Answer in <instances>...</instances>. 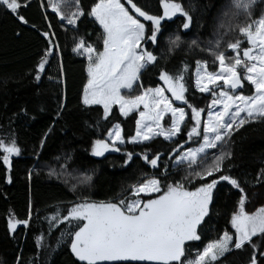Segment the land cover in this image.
<instances>
[{
	"label": "snow or ice",
	"instance_id": "snow-or-ice-1",
	"mask_svg": "<svg viewBox=\"0 0 264 264\" xmlns=\"http://www.w3.org/2000/svg\"><path fill=\"white\" fill-rule=\"evenodd\" d=\"M31 3L32 0H0V6L24 25L29 21L22 10ZM159 4L162 14H153L147 5H139L134 0H125V3L96 0L87 11L81 0H39L47 21V30L40 35L47 46L29 73L32 79L37 84L45 77L58 85L66 82L60 36L51 22L55 18L61 32L73 33L71 51L86 59L87 82L81 104L85 108L102 106L100 119L104 121L109 120L114 105L118 106L121 117L138 113L133 135L125 137L121 124L113 123L103 139L91 142L90 156L103 158L110 151L121 153L128 144L143 145L157 138L175 142L184 136L163 152L153 153L146 148L143 153H135L124 149V166L136 157L158 174L141 178L116 197L94 201L80 195L62 207L57 205L45 217L49 238L54 230H60L53 250L67 246L84 264H227L226 257L231 252L248 246L251 255L247 264H264V251L253 243L254 237L264 239V203L254 211L246 210L248 204L264 201V168L257 171L253 181L232 176L233 152L229 147L244 127L264 124V12L254 15L256 5L264 4V0H224L212 38L207 40L200 35L185 39L194 29L206 30L195 15L194 4L187 8L180 0H159ZM70 6L74 7L67 11ZM85 17L94 19L102 29L101 40L94 43L84 35H76ZM176 19L181 23L172 30L170 26ZM30 27L40 31L34 24ZM162 41H166L163 46ZM180 52L184 55L173 70L159 69L162 86H144L145 71L155 68L161 60L167 63ZM54 61L56 75L53 77L49 70ZM245 85L250 94H245ZM137 89L138 94H130ZM190 89L211 96L206 107L189 102L186 94ZM177 101L184 106H176ZM65 107L66 92L61 89L57 118ZM21 112L27 114L26 109ZM51 130L52 126L43 134L35 152L36 159L40 158ZM0 152L5 181L11 183L12 157L21 155L14 135L7 144L0 139ZM164 156L172 159L171 164L163 163L161 172ZM72 159L71 153L65 154L60 168L66 170ZM181 166L186 175L175 179L177 173L170 169ZM32 174L29 169V179ZM48 175L59 178L60 174L50 168ZM92 180L91 174L82 173L78 184L90 185ZM222 182L230 186L236 197L228 219L233 231L226 228L217 238L208 240L202 250H197L194 259L188 258V245L202 240V231L216 206L218 186ZM70 191L75 193L77 185L73 184ZM9 212L10 236L18 226H30L31 201L27 218L20 220ZM44 238L43 233L34 237L38 249L43 246ZM32 259L28 264H32ZM14 264H22V252L17 254Z\"/></svg>",
	"mask_w": 264,
	"mask_h": 264
},
{
	"label": "trees",
	"instance_id": "trees-1",
	"mask_svg": "<svg viewBox=\"0 0 264 264\" xmlns=\"http://www.w3.org/2000/svg\"><path fill=\"white\" fill-rule=\"evenodd\" d=\"M95 2L96 0H81L85 11ZM134 2L142 6L147 5L153 14L163 12L159 0H134ZM180 2L186 8L189 4H194L199 23L206 28V30L194 29L185 39H191L196 35H200L201 39H211L214 23L224 0H180ZM72 7L74 6L66 10L71 11ZM262 12H264V4H257L254 15L259 16ZM22 14L29 21L28 25L18 22L10 12L0 6V139L7 144L14 135L21 148V155L12 157L11 183H6L5 168L0 164V264H14L17 254L21 252L22 264H28L30 258H33L32 264H84L71 254L67 246L53 250L60 230H54L49 238V224L45 217L54 212L57 205L62 207L64 203L74 201L77 196L86 195L94 201H107L141 178L158 174L156 169L136 157L128 166H124L123 150L143 153L148 148L153 153L163 152L174 147L175 143L184 139V136H180L175 142H165L163 138H157L143 145L128 144L121 153L110 151L103 158L90 156L91 142L97 138L103 139L107 128L113 123L121 124L125 137L133 135L138 114L132 113L124 118L114 107L109 120L104 121L100 119L103 113L101 106L85 108L81 104L83 87L87 82L86 59L71 51L73 33L61 32L55 18H52L51 22L60 36L66 82L58 85L56 81L50 82L45 77L37 84L29 73L47 46L40 35V32L47 30V21L42 15L39 0H32L31 6L23 9ZM240 22H244L243 17ZM180 23L181 20L176 19L175 24L170 26L171 29L174 30ZM33 24L39 28V32L30 27ZM76 35H84L90 42L95 43L102 39V29L94 19L85 17ZM167 35L168 33H165V36ZM163 43L166 41H162V46ZM183 55V52L177 53L175 58H170L167 63L161 60L155 68L145 71L142 76L144 86H162V82L158 79L159 69L166 67L167 70H173L178 59ZM49 71L51 76L56 75L55 61ZM61 89L66 92V107L57 118ZM138 91V89L134 90L130 94L136 95ZM186 95L189 102L197 107H206L211 100L210 95H202L194 89H190ZM175 105L184 106L178 101ZM21 109H26L27 114L22 113ZM186 111L190 110L186 109ZM190 123L189 121V125ZM50 126L52 130L43 152L40 158L36 159L35 152L39 142ZM229 147L233 152L231 163L234 165L230 174L240 178L241 181L245 179L253 181L257 171L264 168V124L252 123L244 127L233 137ZM68 153L72 154L73 159L66 170L61 169L60 165L65 162L64 155ZM2 155L3 153L0 152V156ZM171 159L164 156L159 171L163 172V163L171 164ZM50 168L60 174L59 178L48 175ZM29 169L33 173L31 179L28 178ZM170 171L177 173L175 179L186 175L183 166ZM82 173L93 176L90 185L78 184ZM172 178L169 176V179ZM73 184L77 185L75 193L70 191ZM218 187L216 206L204 226L202 240L188 245V258H193L197 250H202L208 240L217 238L226 228L231 230L228 219L234 209L236 197L226 182H222ZM256 190L251 189V191ZM124 195L128 193L125 192ZM30 201L32 203L30 226L25 228L20 225L15 234L10 236L7 228L9 210L16 218L23 220L28 216ZM260 203L264 201L250 203L246 206V210L251 211ZM41 233L45 238L43 246L38 249L34 237ZM253 243L261 246V250L264 251V239L259 236L254 237ZM250 255L251 248L245 246L244 250L231 252L226 257L227 264H247ZM102 264H125V262H102ZM130 264H156V262H130Z\"/></svg>",
	"mask_w": 264,
	"mask_h": 264
},
{
	"label": "rangeland",
	"instance_id": "rangeland-1",
	"mask_svg": "<svg viewBox=\"0 0 264 264\" xmlns=\"http://www.w3.org/2000/svg\"><path fill=\"white\" fill-rule=\"evenodd\" d=\"M121 2L124 3L123 0H121ZM249 90H250V89L248 88V86L245 85V94H250V93H248ZM176 106H179V105H176ZM101 107H102V106H101ZM114 107L117 108V110H118V112H119V108H118V106H117V105H114L113 108H114ZM102 109H103V108H102ZM134 133H135V132H134ZM147 177H148V176H147ZM254 210H255V209H253V210H251V211H254ZM229 231H233V230L231 229V230H229ZM194 256H195V255H194ZM193 259H194V257H193Z\"/></svg>",
	"mask_w": 264,
	"mask_h": 264
},
{
	"label": "water",
	"instance_id": "water-1",
	"mask_svg": "<svg viewBox=\"0 0 264 264\" xmlns=\"http://www.w3.org/2000/svg\"><path fill=\"white\" fill-rule=\"evenodd\" d=\"M124 2H125V0H124ZM127 6V5H126Z\"/></svg>",
	"mask_w": 264,
	"mask_h": 264
},
{
	"label": "crops",
	"instance_id": "crops-1",
	"mask_svg": "<svg viewBox=\"0 0 264 264\" xmlns=\"http://www.w3.org/2000/svg\"><path fill=\"white\" fill-rule=\"evenodd\" d=\"M142 110V109H141ZM138 114V113H137Z\"/></svg>",
	"mask_w": 264,
	"mask_h": 264
}]
</instances>
